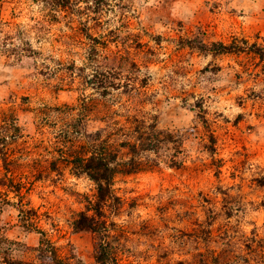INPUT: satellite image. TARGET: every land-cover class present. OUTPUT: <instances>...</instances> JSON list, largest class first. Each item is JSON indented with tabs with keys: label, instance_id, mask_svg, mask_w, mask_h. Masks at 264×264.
Returning a JSON list of instances; mask_svg holds the SVG:
<instances>
[{
	"label": "rangeland",
	"instance_id": "obj_1",
	"mask_svg": "<svg viewBox=\"0 0 264 264\" xmlns=\"http://www.w3.org/2000/svg\"><path fill=\"white\" fill-rule=\"evenodd\" d=\"M259 49L264 0H0V264H264Z\"/></svg>",
	"mask_w": 264,
	"mask_h": 264
},
{
	"label": "trees",
	"instance_id": "obj_2",
	"mask_svg": "<svg viewBox=\"0 0 264 264\" xmlns=\"http://www.w3.org/2000/svg\"><path fill=\"white\" fill-rule=\"evenodd\" d=\"M223 51L231 53L235 51H240L239 47L235 44L229 46V47H223ZM261 52V54H260ZM257 53V52H256ZM264 58V50L259 49V53ZM78 168L82 170L83 173H86L89 175V177L94 180L97 184V192H98V202L99 204L94 209L96 212L95 217H101L103 206L105 207V204H107L108 201L111 199L116 200L117 198L115 195L112 194L111 190V182L113 180V175L115 173V170L111 169L108 166V163H106V159L104 156L100 158H91L88 160L87 163H84L83 160L78 161ZM95 217H87L86 215H83L80 217V219L75 223V227L79 231L87 230L92 231L94 233H99L105 230L106 227L103 226V224L100 226H97L99 222L96 221ZM103 247L99 249V261L101 264H108V259L105 258V253L103 252ZM101 250V251H100ZM56 264H63L60 261H57Z\"/></svg>",
	"mask_w": 264,
	"mask_h": 264
}]
</instances>
